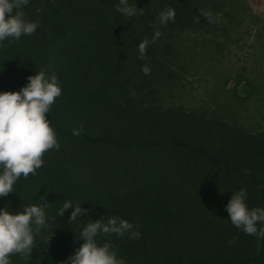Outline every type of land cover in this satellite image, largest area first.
I'll return each mask as SVG.
<instances>
[{
  "label": "trees",
  "instance_id": "trees-1",
  "mask_svg": "<svg viewBox=\"0 0 264 264\" xmlns=\"http://www.w3.org/2000/svg\"><path fill=\"white\" fill-rule=\"evenodd\" d=\"M117 3L29 0L23 12L38 20L37 29L0 42V91H18L42 67L61 88L45 114L59 147L45 151L35 175L20 177L0 197L11 212L48 203L47 227L35 234L29 258L12 254L11 264H60L79 245L86 220L113 214L139 226L138 240L97 237L110 241L125 264H264V223L246 235L224 209L241 187L249 208H264V133L229 117L221 106L226 97L213 103L217 95L207 94L190 106L165 98L192 68L189 49L206 47L212 60L232 40L236 5L134 0L142 14L126 19ZM167 6L175 18L160 25L158 13ZM157 28L160 36L139 59L138 43ZM237 82L223 92L235 91ZM74 128L82 131L73 135ZM65 200L91 211L68 221L71 207L56 214Z\"/></svg>",
  "mask_w": 264,
  "mask_h": 264
},
{
  "label": "clouds",
  "instance_id": "clouds-1",
  "mask_svg": "<svg viewBox=\"0 0 264 264\" xmlns=\"http://www.w3.org/2000/svg\"><path fill=\"white\" fill-rule=\"evenodd\" d=\"M28 2L29 0H0V42L9 38L18 40L22 35H31L37 29L38 20L27 19L23 12ZM115 9L126 19L142 14L134 0H118ZM201 15L212 22L210 13L202 10ZM174 18L175 10L170 6L158 13L160 25L171 22ZM194 20L198 22V18L194 17ZM159 36L157 28L153 31L151 40L145 37L138 43L139 59H146V47ZM141 71L147 75L150 69L147 65H142ZM60 94L57 75L43 67L27 76L26 83L18 91H0V197L12 192L20 177L35 175L36 169L43 164L41 157L45 151L59 147L55 132L50 127V120L45 118V114L49 113L54 99ZM80 131L82 128H74L72 134L78 135ZM246 198L244 188L234 190L224 209L229 222L236 229L246 235H254L257 233V222L264 223V208H249L245 203ZM42 201L25 205L15 212L9 211L6 206L0 207V264H11L9 257L12 254L29 258L35 234L47 227L45 208L48 203ZM69 207L71 211L68 221H75L78 216L91 211L82 208L81 202L74 204L71 200H65L56 214L62 215ZM86 221L78 229L79 245L60 264H125L110 241L101 242L97 237L113 234L123 237L127 234L129 239L138 240L140 233L136 228L139 226L134 227L133 223L115 214L101 215Z\"/></svg>",
  "mask_w": 264,
  "mask_h": 264
},
{
  "label": "rangeland",
  "instance_id": "rangeland-1",
  "mask_svg": "<svg viewBox=\"0 0 264 264\" xmlns=\"http://www.w3.org/2000/svg\"><path fill=\"white\" fill-rule=\"evenodd\" d=\"M233 2L237 25L232 40L212 60L208 50L204 52L206 47L189 49L185 62L192 68L181 74L176 90L170 92L173 96L165 94V98L190 106L206 101L207 94L217 95L213 103L226 97L221 106L229 117L231 114L247 129L264 133V0ZM247 80L251 84L242 90ZM236 81L235 91L229 92ZM223 90H229L228 94Z\"/></svg>",
  "mask_w": 264,
  "mask_h": 264
}]
</instances>
